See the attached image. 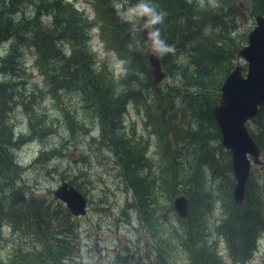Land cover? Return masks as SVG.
Masks as SVG:
<instances>
[{"label":"trees","instance_id":"1","mask_svg":"<svg viewBox=\"0 0 264 264\" xmlns=\"http://www.w3.org/2000/svg\"><path fill=\"white\" fill-rule=\"evenodd\" d=\"M137 2L92 0L94 17L87 20L65 0H0V45L8 44L0 72L9 77L0 83V246L3 227L30 239L22 251L6 258L0 254V264H66L78 248L74 219L66 208L58 201L51 209L36 197L25 199L23 187L18 188L19 168L13 159L28 137L14 138L6 119L15 107L24 108L27 131L39 140L50 124L43 117L37 124L33 107L45 96L57 105L63 95L74 94L78 107L59 108L66 130L72 134L73 125L85 130L82 122H72L77 108L98 121L99 141L112 155L131 193L138 224L151 239L140 253L145 263L137 264H245L256 253L264 232V104L247 124L263 168L257 174L251 168L240 205L231 197L229 155L220 145L211 110L245 44L238 21L264 17V0H151L166 13L158 27L161 38L174 48L159 59L172 83L158 86L150 81L135 26L121 18ZM94 25L103 46L122 63L117 79L95 65L87 43ZM22 50L34 57L39 85L28 86ZM128 103L143 112L144 125L156 139L159 164L146 156L144 140L124 131ZM179 195L188 200L187 216L174 218L175 224L163 233L153 211H161L160 201L166 200L168 212H173L171 202ZM218 201L219 218L218 210L214 215L216 208L211 209ZM123 252L122 264H129L126 247Z\"/></svg>","mask_w":264,"mask_h":264},{"label":"rangeland","instance_id":"2","mask_svg":"<svg viewBox=\"0 0 264 264\" xmlns=\"http://www.w3.org/2000/svg\"><path fill=\"white\" fill-rule=\"evenodd\" d=\"M70 3L87 20L93 19L92 0H65ZM119 2H115L117 4ZM121 11V6H116ZM28 12L29 7L24 11ZM238 21V31H245L247 34L254 26L253 19L243 16ZM136 29V28H135ZM100 29L94 25L88 32V46L94 55L95 65L102 66L110 72L115 79L120 77L122 63L117 56L107 50L99 40ZM8 44L0 45V60L7 54ZM65 46V45H64ZM22 66L26 71L28 86L39 85L41 77L34 67V57L27 50H22ZM175 62L179 66L175 58ZM238 64L243 65L241 61ZM9 81V77L0 72V83ZM171 84L169 77L163 82ZM37 92V91H36ZM38 102V100H36ZM76 95H63L62 102L54 105L45 96L39 106L33 107L36 112L37 124L40 125V117L49 127L45 126L41 139L31 137L27 131L28 115L24 108L15 107L6 115L7 122L12 127L13 137H28L22 142V146L15 151L14 163H17L19 174L17 178L18 188L23 187L24 198L36 197L54 208L55 199L52 192L61 183L65 182L73 188H78L80 194L87 200V211L83 217L73 218V228L77 233V250L66 264H122L121 257L125 255L123 248L129 251L127 259L129 264L137 262L145 263L143 253L146 245L151 239L143 232L138 224L136 211L132 206L131 193L126 188L117 168L114 165L113 157L99 141V124L96 119H91L87 111L77 108L75 119L83 123V131H77L73 125L70 134L65 125L66 118L63 117L59 108L66 106L69 110L78 107ZM30 109V107H27ZM143 112H135L132 103H128L122 118L124 131L129 134L133 132L136 138L142 139L146 144V156L158 163L156 139L144 125ZM253 174L259 173L257 167H252ZM180 196V195H179ZM173 202V200H172ZM173 212H168L169 204L161 200L159 210L153 211V215L160 219L164 232L175 224V219H180L176 214L173 204ZM211 209H215L214 215H220V202L211 203ZM165 221H162L163 218ZM210 222V221H209ZM2 242L0 254L6 258L15 251L24 250V242L27 244L30 239L23 238L14 233L11 229L3 227L1 231ZM256 253L245 264H262L259 257L264 258V232L256 242ZM132 252H137L134 256ZM222 252V249H219ZM130 255L133 256L131 259ZM176 256L175 258H177ZM181 259V257H180ZM175 264H180L179 260Z\"/></svg>","mask_w":264,"mask_h":264},{"label":"water","instance_id":"3","mask_svg":"<svg viewBox=\"0 0 264 264\" xmlns=\"http://www.w3.org/2000/svg\"><path fill=\"white\" fill-rule=\"evenodd\" d=\"M254 26L246 35V42L237 57L244 64L236 65L223 79L219 89L217 104L211 114L220 136V145L229 154V165L233 177L231 197L236 205L243 202L244 188L251 166L263 168L261 154L246 124L257 114L264 104V17H253ZM141 49L147 39L146 33L135 26ZM151 83L161 84L167 77L160 60L147 50H142ZM52 196L61 202L72 217L86 214L87 202L76 189L62 183ZM173 208L179 218L185 219L188 202L183 196L173 199Z\"/></svg>","mask_w":264,"mask_h":264},{"label":"clouds","instance_id":"4","mask_svg":"<svg viewBox=\"0 0 264 264\" xmlns=\"http://www.w3.org/2000/svg\"><path fill=\"white\" fill-rule=\"evenodd\" d=\"M166 13L158 11L151 0H138L121 18L125 23L139 27L146 33V41L141 50H147L158 59L174 52V48L161 38L159 25L164 22ZM139 43V42H138Z\"/></svg>","mask_w":264,"mask_h":264},{"label":"bare ground","instance_id":"5","mask_svg":"<svg viewBox=\"0 0 264 264\" xmlns=\"http://www.w3.org/2000/svg\"><path fill=\"white\" fill-rule=\"evenodd\" d=\"M16 138V137H15ZM64 184H67V185H69L68 183H65V182H63ZM62 184V183H61ZM71 186V185H70ZM75 189V188H74ZM180 196H182V195H180ZM185 198V197H184ZM186 199V198H185ZM187 200V199H186ZM187 202H188V200H187ZM188 209H189V203H188ZM181 219V218H180ZM184 220V219H183Z\"/></svg>","mask_w":264,"mask_h":264}]
</instances>
